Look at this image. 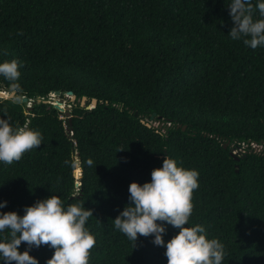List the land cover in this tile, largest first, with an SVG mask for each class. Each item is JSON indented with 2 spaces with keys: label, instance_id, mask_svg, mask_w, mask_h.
Masks as SVG:
<instances>
[{
  "label": "trees",
  "instance_id": "1",
  "mask_svg": "<svg viewBox=\"0 0 264 264\" xmlns=\"http://www.w3.org/2000/svg\"><path fill=\"white\" fill-rule=\"evenodd\" d=\"M230 3L0 0V62H21L23 92L15 97L76 95L71 124L50 103L26 110L27 103L0 97V118L43 136L18 162H0V201L7 202L0 213L22 216L26 206L57 195L65 207L83 203L93 212L89 264H167L154 236L138 234L133 247L113 224L130 203L129 184L149 182L166 156L199 172L187 226L200 224L224 244L223 264H264V154L231 153L239 142L264 145V46L230 38ZM8 89L0 76V90ZM151 117L171 125L163 132ZM165 227L167 242L179 229ZM26 248L22 242L18 250ZM53 252L29 250L39 264Z\"/></svg>",
  "mask_w": 264,
  "mask_h": 264
},
{
  "label": "clouds",
  "instance_id": "2",
  "mask_svg": "<svg viewBox=\"0 0 264 264\" xmlns=\"http://www.w3.org/2000/svg\"><path fill=\"white\" fill-rule=\"evenodd\" d=\"M259 17L254 19V11ZM229 14L234 26L229 31L233 40H243L256 49L264 46V0H231ZM22 35L23 33H18ZM21 62L17 59L0 62V76L9 82V93H22L18 83ZM43 141L39 130L28 126L13 127L0 118V162L11 165L26 152L38 148ZM119 151V150H118ZM67 165L70 161L65 160ZM88 166L93 161H86ZM82 162L76 161V165ZM73 165V166H76ZM199 172L180 166L175 159L164 157L162 166L151 171V180L143 184L135 181L128 186L129 201L115 217V229L123 233L133 247L139 236H154L153 243L165 247L167 264H223L225 246L216 238H208L200 224L187 226L193 213V193L199 187ZM0 201V208L6 206ZM93 216L83 203L64 206L57 195L37 200L24 208L21 216L15 211L0 213V260L5 264H39L29 254L32 247L46 245L54 249L47 264H89L96 238L86 227ZM165 224L179 229L167 242L163 239ZM27 248L21 252V243Z\"/></svg>",
  "mask_w": 264,
  "mask_h": 264
},
{
  "label": "water",
  "instance_id": "3",
  "mask_svg": "<svg viewBox=\"0 0 264 264\" xmlns=\"http://www.w3.org/2000/svg\"><path fill=\"white\" fill-rule=\"evenodd\" d=\"M51 94H57V95H60V92L59 91H53L51 92ZM63 96H67L69 97V101L73 102L76 100V95L73 94L71 91H67L66 93L63 94ZM0 97L2 98H14L15 102H18V103H27L26 105V110H31L32 109V104L35 103V102H40V101H43V102H47V103H50L53 105L54 108H56L58 111L64 113L65 117H67L68 119V123L71 124L72 122V118H71V112H72V106L71 104H65L63 101H61L60 99H54L52 96H49L47 99H44V98H38L36 101L34 100H29L27 99V97L25 96H20V97H15V93H9L8 90H0ZM96 104V100L93 99L92 100V104L90 105H87V108H90L91 105H95ZM80 105L81 106H84L85 105V97H82L81 100H80ZM135 115H137V113L135 112L134 113ZM152 119V117H151ZM141 122L145 123L147 126L150 125V123L143 119H141ZM65 131H66V134L71 136L73 134V131H72V128L68 125L65 126ZM227 144L228 142H225L223 144V148H226L227 147ZM74 145V143H73ZM235 159H239V157H235ZM79 174L78 176L75 175V170L73 172L74 176H75V179H76V184L78 185V179L79 177L81 176V168L79 167Z\"/></svg>",
  "mask_w": 264,
  "mask_h": 264
},
{
  "label": "built area",
  "instance_id": "4",
  "mask_svg": "<svg viewBox=\"0 0 264 264\" xmlns=\"http://www.w3.org/2000/svg\"><path fill=\"white\" fill-rule=\"evenodd\" d=\"M151 124H153L156 127L161 128V130L164 132V127L163 126H170L171 123L170 122H161V121H157L152 123V120L149 121ZM262 146V148H264V145L262 143H257L255 141H248V142H239L236 145H232L231 146V153L234 155H241L243 153L246 152H257V153H262L264 154V151H256L255 149H253L255 146Z\"/></svg>",
  "mask_w": 264,
  "mask_h": 264
},
{
  "label": "rangeland",
  "instance_id": "5",
  "mask_svg": "<svg viewBox=\"0 0 264 264\" xmlns=\"http://www.w3.org/2000/svg\"><path fill=\"white\" fill-rule=\"evenodd\" d=\"M50 96H52L54 99H60L61 101H63L65 104H69V102H71V101H69V97H67V96H63V97H61L60 95H57V94H50ZM151 121V120H150ZM153 122H156V120H153L152 119V123ZM253 149H255L256 151H264V148H262V146H260V145H256Z\"/></svg>",
  "mask_w": 264,
  "mask_h": 264
}]
</instances>
